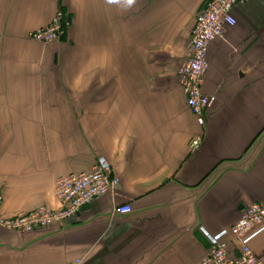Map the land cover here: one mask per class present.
<instances>
[{
	"label": "crops",
	"instance_id": "1",
	"mask_svg": "<svg viewBox=\"0 0 264 264\" xmlns=\"http://www.w3.org/2000/svg\"><path fill=\"white\" fill-rule=\"evenodd\" d=\"M207 1L0 0L1 214L59 208L57 178L98 157L119 179L61 224L0 226V264H201L264 202V0L211 42L200 125L178 70ZM58 12L65 38L32 39ZM251 246L264 261V231Z\"/></svg>",
	"mask_w": 264,
	"mask_h": 264
},
{
	"label": "built area",
	"instance_id": "2",
	"mask_svg": "<svg viewBox=\"0 0 264 264\" xmlns=\"http://www.w3.org/2000/svg\"><path fill=\"white\" fill-rule=\"evenodd\" d=\"M244 1L247 0H208L191 30L187 58L178 70V80L186 103L200 125L204 124L206 111L216 99L202 90L209 67V46L223 35L226 26L237 23L231 9L236 3ZM67 24L62 12H58L48 25L35 29L30 36L36 41L51 43L60 39ZM200 141L201 137H196L191 144L197 147ZM118 181L113 174L112 163L105 157H98L89 171L64 174L57 178L55 193L61 202L59 208L40 206L15 216H4L0 211V226L32 232L61 224L83 206L112 191ZM1 202L0 197V205ZM114 211L126 215L131 213L132 207L125 203L116 206ZM263 231L264 202L247 204L230 229L208 236L211 245L201 264H264L251 246L253 239Z\"/></svg>",
	"mask_w": 264,
	"mask_h": 264
},
{
	"label": "clouds",
	"instance_id": "3",
	"mask_svg": "<svg viewBox=\"0 0 264 264\" xmlns=\"http://www.w3.org/2000/svg\"><path fill=\"white\" fill-rule=\"evenodd\" d=\"M127 5L131 6L135 3V0H126Z\"/></svg>",
	"mask_w": 264,
	"mask_h": 264
},
{
	"label": "trees",
	"instance_id": "4",
	"mask_svg": "<svg viewBox=\"0 0 264 264\" xmlns=\"http://www.w3.org/2000/svg\"><path fill=\"white\" fill-rule=\"evenodd\" d=\"M67 26H65V30H67ZM191 35V34H190ZM65 36H66V31H65V33L60 37V40H63L64 38H65Z\"/></svg>",
	"mask_w": 264,
	"mask_h": 264
}]
</instances>
